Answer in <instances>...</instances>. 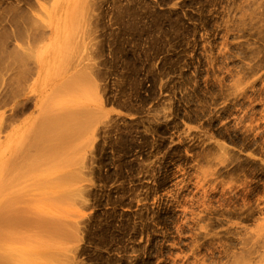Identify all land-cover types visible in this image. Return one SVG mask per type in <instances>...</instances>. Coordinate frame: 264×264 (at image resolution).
Returning a JSON list of instances; mask_svg holds the SVG:
<instances>
[{"label": "rangeland", "instance_id": "374dc122", "mask_svg": "<svg viewBox=\"0 0 264 264\" xmlns=\"http://www.w3.org/2000/svg\"><path fill=\"white\" fill-rule=\"evenodd\" d=\"M0 168L24 264H264V0H0Z\"/></svg>", "mask_w": 264, "mask_h": 264}, {"label": "bare ground", "instance_id": "6f19581e", "mask_svg": "<svg viewBox=\"0 0 264 264\" xmlns=\"http://www.w3.org/2000/svg\"><path fill=\"white\" fill-rule=\"evenodd\" d=\"M51 115V114H50ZM52 117H50L49 115L47 116H45L44 118H43V120H42V122L40 123V125H39V127H38V129L36 130V132H35V134H34V136L35 137H33L32 138V140H31V142L30 143H33L32 141H34L35 143H33V144H29L31 147H32V145L34 146V147H32L33 149L35 148V150L37 149L38 151H41V153L42 154H40V152H38V153H35V152H37V150L35 151V150H33V152L36 154V155H34V153H33V155L34 156H37L38 157V155L40 154V156L41 155H43V154H45V153H47V152H50L52 149H55V151H52V153L50 154V153H47V154H50V155H45V157L46 156H53L52 154H53V152H54V154H55V156H56V153H57V155L58 154H60L62 151L64 152L65 150H61V152H59L58 153V149L59 148H61V147H63V143H64V147L66 146V143H67V140L68 141H70V139H67L68 138V135H71V133L72 132H74L75 130H74V127L76 126L75 124H77V126L78 127H75L76 128V131L74 132L75 134H73L72 133V137H74L75 135H78L77 134V132H79L78 130L79 129H77V128H79V125H78V123H80L81 121L80 120H78V117L77 116H75V117H73L74 119H76V117H77V120L76 121H79V122H77V123H74L73 121H74V119L73 118H70V116H69V118L68 117H66V118H61V117H59V116H57V115H54V114H52L51 115ZM57 116V117H56ZM58 118L59 119V121H60V119L62 120V119H66L67 121H69V122H67V124H64L62 121H64V120H62V121H60V122H62L64 125H65V130L63 131V132H61L60 131V129H63V127H61V125H59V123H58V125L60 126H56L55 124H57V122H56V118ZM72 117V116H71ZM51 118V119H50ZM68 118V119H67ZM53 119V120H52ZM71 120H73L72 122H71ZM75 121V122H76ZM55 122V123H54ZM65 122V121H64ZM69 123H74L73 125H69ZM82 123H84V120H83V122ZM81 124V123H80ZM54 125V126H53ZM69 125V127L67 128V126ZM75 125V126H74ZM74 126V127H73ZM82 125H80V127H81ZM51 127V128H50ZM53 127H55V128H53ZM57 127V128H56ZM58 128H59V130H58ZM72 128V129H71ZM68 129H69V131H71V133L68 131ZM57 130V131H56ZM65 131H66V133H67V131H68V133H70V134H65V136L67 135V137H65L64 136V133H65ZM54 134V137H53V134ZM59 133H61V134H59ZM63 133V134H62ZM55 135H56V137H55ZM60 137H59V136ZM74 135V136H73ZM50 136V137H49ZM51 136L53 137V138H51ZM70 136V138H72ZM58 137H59V139H58ZM52 140H51V139ZM57 138V139H56ZM62 138V139H61ZM64 138V139H63ZM66 138V139H65ZM49 140H51V142L49 141ZM53 140H54V142L57 140V142H58V144H57V142H53ZM60 140V141H59ZM19 142V141H18ZM52 143V144H51ZM60 143V144H59ZM56 144V145H55ZM68 144V143H67ZM55 145V146H54ZM58 145V146H57ZM61 147H60V146ZM59 147V148H54V147ZM53 147V148H52ZM63 147V148H64ZM44 149V150H43ZM46 149H47V151H46ZM66 149V148H65ZM60 150V149H59ZM46 151V152H45ZM62 152V153H63ZM38 154V155H37ZM39 156V157H40ZM44 156V155H43ZM42 156V157H43ZM3 164V163H2ZM1 169V168H0ZM1 171V170H0ZM1 180V179H0ZM1 186V185H0ZM5 191H7V189H5ZM3 194V193H2ZM10 195V194H9ZM63 195H65V194H63ZM12 197V196H11ZM17 197V196H16ZM8 198V197H7ZM9 199V198H8ZM11 199V198H10ZM9 199V200H10ZM9 200H7V199H5L4 201H6V204L7 205H5L4 207L2 206V210L4 209V211H5V207L6 206H8V201ZM14 200H16V199H14ZM13 200V201H14ZM12 202V201H11ZM10 202V203H11ZM4 203V202H3ZM2 204V203H1ZM1 209V208H0ZM2 210H0L1 211V217L0 218H2V219H0V264H24L23 263V261H21V260H19L18 259V257L17 256H14L15 254H12V253H14V251H13V249H14V247L11 249V250H9L10 248L8 247L10 244H9V242H11L12 240V242H14L15 240H14V237L13 236H16L17 235V233H18V231L16 232V231H14V230H16V228L18 227V226H20L21 224H22V222H20L19 220H16L15 218V220L13 219V220H9V218H7V217H4V218H7L8 220H9V222L8 223H4V221H5V219L2 217ZM3 216H5V214L3 215ZM10 217H14V216H10ZM16 217V216H15ZM19 218V217H18ZM17 218V219H18ZM1 220H4V221H1ZM8 220H6V221H8ZM24 221V220H23ZM24 223V222H23ZM19 230V229H18ZM9 232V233H8ZM21 235H22V233H20ZM20 234H18L19 236H21ZM17 235V236H18ZM11 237H13L11 240L10 239H8V238H11ZM22 237V236H21ZM20 237V238H21ZM19 237H16V239H18ZM10 240V241H9ZM7 241H8V243H7ZM7 243V244H6ZM16 245V246H18L16 243H12L11 245ZM5 245H7V246H5ZM14 245V246H15ZM7 248H9V249H7ZM10 251V252H9ZM13 251V252H12ZM12 252V253H11ZM17 257V258H16ZM26 264V263H25Z\"/></svg>", "mask_w": 264, "mask_h": 264}]
</instances>
